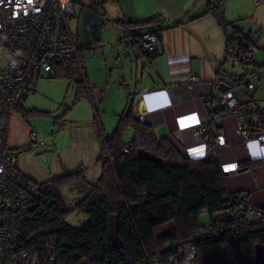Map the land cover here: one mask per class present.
Listing matches in <instances>:
<instances>
[{"label":"trees","instance_id":"16d2710c","mask_svg":"<svg viewBox=\"0 0 264 264\" xmlns=\"http://www.w3.org/2000/svg\"><path fill=\"white\" fill-rule=\"evenodd\" d=\"M240 31L235 27L227 31V42ZM133 46L148 63L158 54V50L147 52L139 42ZM246 73L230 77L231 89L241 87L240 79ZM85 84L75 83L77 99L87 95V74ZM253 103L248 98L244 104L248 107ZM256 109L250 113L264 127V110ZM16 111L21 116L32 112L23 102ZM126 129L132 131L129 142L122 138ZM213 140L209 134L207 144L214 151ZM99 141L96 161L100 173L94 182L87 179L82 167L42 182L24 175L40 185V200L46 207L34 208L31 217L25 218L20 231L21 250L41 261L54 256L53 264H80L85 260L94 264H138L148 262L159 250L162 255L165 251L176 253L177 243L191 239L196 251L193 264H264L255 256V245L264 246V205H259L262 215L257 219L233 213L244 191L230 186L229 175L222 168L227 158L217 154L189 157L175 139L158 137L152 124L139 118L133 103L118 116L110 136L100 132ZM260 166H264V159L242 161L236 173L254 172ZM68 186L84 193L71 207L66 206L61 194ZM73 211L83 216L78 218L79 227L66 222ZM111 214L118 217L121 247L107 239ZM202 215L206 222L201 221ZM167 224L171 228L155 233L157 227ZM209 225L212 235L194 236Z\"/></svg>","mask_w":264,"mask_h":264},{"label":"built area","instance_id":"2783aa9c","mask_svg":"<svg viewBox=\"0 0 264 264\" xmlns=\"http://www.w3.org/2000/svg\"><path fill=\"white\" fill-rule=\"evenodd\" d=\"M264 3V0H256ZM223 1H215L213 12L224 29L228 25L219 7ZM73 0H0V44L8 51V62L0 68V264H53L55 257L42 260L20 249V231L26 217L46 203L40 200V185L28 180L17 167V157L7 141V127L11 115L24 98L33 94L40 78L62 76L71 83H85L86 72L79 46L70 32L67 20L74 16ZM94 35L101 31V25L89 26ZM141 47L149 53L158 50L157 34L150 32L137 39ZM259 50L255 34L240 31L227 42V57L251 67L240 79V86L253 92L264 83V63H259ZM190 87L199 83L193 75L188 77ZM210 90L207 98L210 104L204 108L206 122L200 119L193 127V137L203 145L202 157H216L215 149L226 145L223 130L225 117L237 116L235 139L248 145L252 139L264 147V127L256 120L248 121V107L237 99L231 89L225 92ZM213 135L214 151L208 143V135ZM31 139L44 146L38 130H30ZM244 158L231 163L222 162L226 173L236 172ZM235 215H245L251 219L260 218L262 208L250 202L249 195L242 193L233 211ZM79 221V220H78ZM211 233V234H210ZM212 226H207L194 236L212 235ZM53 242L51 250L54 249ZM176 253L162 255L158 251L148 262L138 264H193L195 248L191 239L176 244ZM80 264H94L85 260Z\"/></svg>","mask_w":264,"mask_h":264},{"label":"crops","instance_id":"0c3cea01","mask_svg":"<svg viewBox=\"0 0 264 264\" xmlns=\"http://www.w3.org/2000/svg\"><path fill=\"white\" fill-rule=\"evenodd\" d=\"M215 1L220 0H150L154 10L149 15L142 20L125 19L126 23L123 22L126 28L136 31L126 30L117 38L128 66L122 79L129 82L125 84L128 91L121 92L124 94L123 106L114 114L122 113L128 103H133L139 118L149 121L158 137L167 135L175 139L184 153L194 158L202 157L204 151L203 145L193 137V127L199 119L206 122L204 108L210 103L207 98L209 91H219V83L230 85V77H240L251 69L226 56L227 31L229 33L235 27L253 32L259 46L256 59L264 63V3L237 0L234 2L236 11H231L230 0H222L223 5L219 10L228 22L226 30L213 12ZM247 9L249 12H245ZM240 16L244 21L234 22ZM152 18L155 20L148 22ZM150 32L160 38L158 54L148 63L133 44L138 42L140 35ZM190 75L199 79V83L193 87L188 83ZM87 81L91 91L88 74ZM246 93L241 101L245 103L248 98L253 99V105H248V121L252 124L256 118L251 115V110L256 111V106L264 110V83L253 92H248L251 97ZM239 122L237 116L223 119L227 142L225 146L215 149V153L227 158L224 160L227 163L240 158H244L243 161L264 159V147L255 139L248 145L235 139L234 131ZM17 160L19 171L25 175L19 158ZM227 174L233 189L248 193L253 204L264 205V166L254 172Z\"/></svg>","mask_w":264,"mask_h":264},{"label":"rangeland","instance_id":"374dc122","mask_svg":"<svg viewBox=\"0 0 264 264\" xmlns=\"http://www.w3.org/2000/svg\"><path fill=\"white\" fill-rule=\"evenodd\" d=\"M73 1L75 14L67 20V25L78 46L83 47L81 54L85 72L92 84L91 91L89 88L86 96L77 99L76 85L68 79L62 76L40 78L35 92L22 101L24 108L32 112L21 116L15 111L8 126L9 147L19 158L25 176L38 182L80 167L89 181L97 179L100 173V164L96 161L100 132L105 136L113 133L121 114L114 113L123 106L124 94L121 92L128 91L125 84L129 81L122 79L128 66L117 38L126 30L136 31L126 28L123 23L125 19L142 20L154 10L150 0ZM236 1L230 0L231 11H236ZM242 19L240 16L233 20L240 23L244 21ZM87 25H101L100 33L94 35L87 30ZM8 58L7 49L0 44V68L6 66ZM31 129L38 130L44 146L31 139ZM122 138L124 142L130 141L132 131L126 129ZM61 194L67 207L84 195L72 186L62 189ZM79 217L83 218L76 211L70 212L66 222L79 227ZM201 221L206 222V217L202 215ZM169 228L171 224L161 225L155 229V233Z\"/></svg>","mask_w":264,"mask_h":264},{"label":"water","instance_id":"95a60500","mask_svg":"<svg viewBox=\"0 0 264 264\" xmlns=\"http://www.w3.org/2000/svg\"><path fill=\"white\" fill-rule=\"evenodd\" d=\"M230 85L226 83H219L218 90L221 92H225L230 90ZM231 92L234 94V96L237 99H241L243 95L246 93V90L244 87H239L237 89H231ZM135 103H137V98L135 99ZM119 229V223H118V217L115 214H111L108 217V230H107V239L116 247L122 246V241L119 236L118 230ZM255 256L256 260L260 263H264V246L260 244L255 245Z\"/></svg>","mask_w":264,"mask_h":264},{"label":"bare ground","instance_id":"6f19581e","mask_svg":"<svg viewBox=\"0 0 264 264\" xmlns=\"http://www.w3.org/2000/svg\"><path fill=\"white\" fill-rule=\"evenodd\" d=\"M227 30V29H226Z\"/></svg>","mask_w":264,"mask_h":264}]
</instances>
